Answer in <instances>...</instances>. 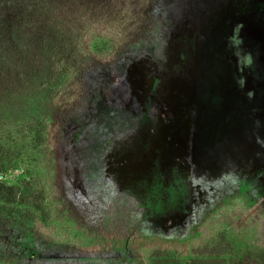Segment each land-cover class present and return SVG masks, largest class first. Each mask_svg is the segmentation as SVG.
Instances as JSON below:
<instances>
[{
    "label": "rangeland",
    "instance_id": "374dc122",
    "mask_svg": "<svg viewBox=\"0 0 264 264\" xmlns=\"http://www.w3.org/2000/svg\"><path fill=\"white\" fill-rule=\"evenodd\" d=\"M124 7L96 24L110 54L0 86L1 178L44 190L47 212L0 201V264L264 263V0ZM240 71L242 117L223 89Z\"/></svg>",
    "mask_w": 264,
    "mask_h": 264
},
{
    "label": "trees",
    "instance_id": "16d2710c",
    "mask_svg": "<svg viewBox=\"0 0 264 264\" xmlns=\"http://www.w3.org/2000/svg\"><path fill=\"white\" fill-rule=\"evenodd\" d=\"M126 1L0 0V86L40 87L59 81L74 68L77 70L88 49H94L98 54H110L113 39L110 44L93 43L100 37L96 32V24L104 17L117 16V10L120 6L124 9ZM102 13L105 14L102 16ZM130 27L127 26V30L133 33ZM88 40L94 45L91 46L89 42L88 47ZM122 40L126 41V38ZM260 69L257 73L262 76L261 83L255 86H264V70ZM242 73L240 71V78L235 80L225 76L227 80L223 82L224 90L233 91L230 94L231 103L236 107L235 113L241 117L247 116L250 109L257 107L250 103L249 87L252 81L247 73ZM215 83L216 80L209 81L210 86ZM219 87L222 88V84ZM223 94L222 97L226 99L228 95L224 91ZM9 157L10 149L5 148L0 139V175L6 174V160ZM0 201L26 205L38 210L43 216L47 214L44 190L35 188L26 179L9 184L0 177ZM192 263L226 264L221 258L194 259ZM241 264L264 263L251 260Z\"/></svg>",
    "mask_w": 264,
    "mask_h": 264
},
{
    "label": "water",
    "instance_id": "95a60500",
    "mask_svg": "<svg viewBox=\"0 0 264 264\" xmlns=\"http://www.w3.org/2000/svg\"><path fill=\"white\" fill-rule=\"evenodd\" d=\"M0 177H4V175H3V174H1V175H0Z\"/></svg>",
    "mask_w": 264,
    "mask_h": 264
}]
</instances>
